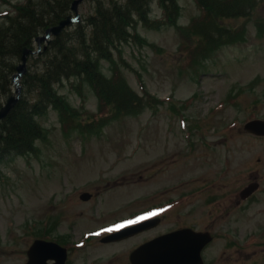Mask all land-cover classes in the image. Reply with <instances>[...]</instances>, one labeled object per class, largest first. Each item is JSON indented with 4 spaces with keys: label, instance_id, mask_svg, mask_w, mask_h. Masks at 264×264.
I'll return each instance as SVG.
<instances>
[{
    "label": "rangeland",
    "instance_id": "1",
    "mask_svg": "<svg viewBox=\"0 0 264 264\" xmlns=\"http://www.w3.org/2000/svg\"><path fill=\"white\" fill-rule=\"evenodd\" d=\"M22 1L0 0V24L11 5ZM112 1L124 2L84 0L77 9L80 24ZM164 1L153 2L145 21L118 44L110 61L101 62L130 100H100L80 79L59 85L75 109H48L40 118L45 134L36 150L0 159V264H25L36 236L71 247L69 264H131V252L157 236L183 224L201 230L209 223L203 205L213 198L223 208L231 204L230 224L211 228L219 238L206 258L264 264V219L252 203L260 195L247 212L233 204V193L253 180L256 167L264 174V137L243 131L246 121L264 118V0L241 1L242 8L251 3L250 17L215 18L211 44H203L197 26L191 28L203 14L196 0ZM77 23L67 30L74 32ZM34 60H28V73L35 70ZM232 154L239 161L234 166H246L227 172ZM210 182L215 189L197 201ZM84 191L92 193L90 201L80 199ZM181 195L191 200L183 208ZM156 209L164 216L151 231L101 242L102 234ZM251 237L261 242L247 244Z\"/></svg>",
    "mask_w": 264,
    "mask_h": 264
},
{
    "label": "trees",
    "instance_id": "2",
    "mask_svg": "<svg viewBox=\"0 0 264 264\" xmlns=\"http://www.w3.org/2000/svg\"><path fill=\"white\" fill-rule=\"evenodd\" d=\"M74 0H26L15 5V13L7 15L0 26V106L12 93V75L20 62L25 47H31L36 37L64 20ZM152 0H124L111 2L109 7L99 5L85 25H75L74 32L64 30L53 38L48 48L35 57L34 72L25 78L23 96L12 112L0 121V157L26 155L35 151L36 142L45 134L39 122L50 106L60 113L72 110L56 86L73 75L87 76L101 100L120 104L131 94L122 91L120 82L106 78L100 72V61L111 58V50L128 39L139 20H145ZM175 2V0H168ZM243 0H197L205 13L204 39L209 40L215 18L233 14H248ZM163 2H165L163 0ZM211 20V22L209 21ZM18 61V62H17ZM107 92V93H105ZM123 93L124 96L119 94ZM106 96H105V95ZM105 98H104V97Z\"/></svg>",
    "mask_w": 264,
    "mask_h": 264
},
{
    "label": "water",
    "instance_id": "3",
    "mask_svg": "<svg viewBox=\"0 0 264 264\" xmlns=\"http://www.w3.org/2000/svg\"><path fill=\"white\" fill-rule=\"evenodd\" d=\"M83 0L74 2V10ZM70 18L62 21L59 25L47 30L46 36L38 38L39 43L51 34L58 35L66 25L70 24ZM32 52L26 49L23 55V63L17 67L18 73L13 77L16 86V95L11 96L6 105L0 109V119L5 118L18 102L21 96L20 77L26 72L27 55ZM247 130L264 135V120H255L247 125ZM255 187H249L245 191V196L250 195ZM90 194L84 193L82 198L87 200ZM159 220L147 222L137 227L128 228L125 232L112 235L105 241L117 240L132 235L138 231L156 225ZM209 241L206 235H200L191 230L175 231L149 241L131 254L132 264H200V251L202 246ZM30 260L27 264H48V259H54L53 264H65L67 259V250L55 243L36 242L29 251Z\"/></svg>",
    "mask_w": 264,
    "mask_h": 264
},
{
    "label": "flooded vegetation",
    "instance_id": "4",
    "mask_svg": "<svg viewBox=\"0 0 264 264\" xmlns=\"http://www.w3.org/2000/svg\"><path fill=\"white\" fill-rule=\"evenodd\" d=\"M235 162H239V161H236V158L233 155L230 158L228 157L227 163L225 165V167L227 168V171L228 172L231 170L232 167H235V171H237V168L239 169V168H243V167L246 166V164H243V163H240L238 166H234V163ZM256 176L258 177V176H260V174L257 173L253 177L256 178ZM214 189H215L214 188V183L210 182V183L206 184L204 188H202V189L199 190L197 196L198 197L201 196V197L197 201H199L204 196L210 195L211 192ZM238 192H239V190H236L233 194L238 193ZM254 197L255 196H252V198H254ZM229 198H230V201H233L232 196H230ZM252 198L250 197V199H252ZM238 200H239V198L238 199H235V206L238 207V208H240L243 212H247V210H248L247 209V206L249 205V203L251 201L249 202V200H246L243 203L241 202L238 205ZM216 201H217L216 198H213V199L208 200V202L205 205H203V206H207V205L209 206V209H207L206 217L210 221V223L208 225V228H210V229L215 227L216 222H217L218 219H220V218H227L231 214V212L228 211V208H230L231 204L225 205L224 208H223V207H221V204L222 203L219 202V205L218 206L215 205V206L212 207V205L214 203H216ZM224 202H225V200H224ZM257 203H258V210H257L258 211V214L262 215L263 216V219H264V192L259 196V199H256V204ZM184 206H185V204H184ZM218 210H220V211H218ZM200 212H201V210H200ZM227 224H229L228 218L226 220V225ZM204 230H208V229H204ZM208 231H210V230H208ZM260 231H261V234L264 235V222L262 223V226L260 228ZM261 243L263 244V246H262L263 252L262 253H264V236H263V240H262ZM218 261L219 260H217V262Z\"/></svg>",
    "mask_w": 264,
    "mask_h": 264
}]
</instances>
